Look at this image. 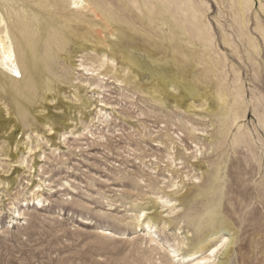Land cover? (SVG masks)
Segmentation results:
<instances>
[{"label":"rangeland","instance_id":"1","mask_svg":"<svg viewBox=\"0 0 264 264\" xmlns=\"http://www.w3.org/2000/svg\"><path fill=\"white\" fill-rule=\"evenodd\" d=\"M39 1L18 0L15 6L23 14L43 17ZM196 1L213 29L211 57L220 67L217 76L207 69L210 65L194 67L166 49L164 43L170 42L160 36L152 42L143 32L128 30L132 38L123 41L141 55L151 50L152 57H164L176 70L184 69V79L193 80L201 92L242 87L238 122L223 136V116L207 111L209 102L186 99L184 106H177L167 97V104L160 103L145 78L117 82V76H132L120 54L99 70L109 67L108 76L79 70L82 60L103 54L101 47L78 54L70 45L60 59L66 78L56 81L50 100L31 106L35 119L22 125L16 143H9L11 132L0 128V264L178 263L216 231L219 234L194 259L211 253L227 234L234 241L230 257L223 259V248L211 264H264V40L256 29L258 19L264 25V0H254L246 28L234 19L229 0ZM1 13L8 19L6 8ZM94 40L87 44L94 45ZM97 83L102 88L92 86ZM82 98L88 100L87 107ZM0 106L5 118L16 117L9 93L1 88ZM49 114L54 115L52 131L39 120ZM244 134L245 141L237 138ZM218 169L217 185L223 188L218 216L226 222L201 224L207 198L198 194L209 187ZM36 185L41 189L33 191ZM143 211L142 220L136 219ZM148 215L156 218L153 243L142 224ZM106 228L113 234L101 233Z\"/></svg>","mask_w":264,"mask_h":264},{"label":"bare ground","instance_id":"2","mask_svg":"<svg viewBox=\"0 0 264 264\" xmlns=\"http://www.w3.org/2000/svg\"><path fill=\"white\" fill-rule=\"evenodd\" d=\"M17 1L0 0V88L9 93L14 103L12 113L17 111L16 117L7 119L5 118L7 114L5 110L0 109V128L11 132L8 131L10 133L9 138L11 139L9 143H16L18 135L21 133L22 125H30L35 119L34 115H32L34 109L32 110L31 106L36 102H40L43 105L50 100L54 96L56 81H63L66 78L67 68L62 67L60 59L62 53L67 51L70 45L73 46V50L76 53L83 52L85 49L96 50L98 46L101 47L100 53L103 54L96 56V58L92 57L88 62L82 60L79 64V70L92 71L94 74L108 76L110 72L109 67H106L104 72H99V70L107 66L109 61H114L116 54H120L125 69L130 70L132 76H123L124 78L122 79L117 76V82L122 83L136 77H139L141 80L145 78L147 85L150 86L148 87L150 92L158 93L154 97L160 103L167 104V97H173L177 106H184L183 102L186 99L196 100L197 98H201L207 103L209 102L210 105L206 110L212 113L219 112V118L223 116L221 118L224 124L222 130L223 136L224 134L227 135L231 130L230 127L236 124L241 117L238 107L243 99L242 87L234 91L230 87L222 88V86L216 94L201 92L193 80L186 81L184 79V69L181 71L180 69L176 70L169 63V60L164 57H152L151 50L147 51V56L141 55L138 52V48L129 47L123 41L124 38H132L127 35L128 30L134 33L143 32L148 41L152 42L155 41L156 36H160L162 42L165 39H168L170 42V45L164 43L166 49L178 52L194 67L200 64L210 65L207 69L217 76L220 67L217 61L211 57L215 44V38L212 33L213 29L203 20V11L196 0H40L38 4L43 11V17H40L36 13L32 15L23 14L24 10L15 6ZM229 1L234 19L242 27L246 28L248 24L246 14L253 8L254 0ZM2 8H6L8 19L1 13ZM261 9L264 12V5H261ZM138 23L141 24L142 28L138 27ZM80 26L84 28L81 32L78 30ZM256 29L264 40V25L260 19L257 21ZM112 36L115 37L113 38ZM93 38L96 43H93L94 45L92 46L88 45L87 43ZM185 44L186 47L189 46L191 48L193 55H190ZM198 44L205 50L207 58L212 59L210 62H205V58L202 57L197 48ZM254 45L255 43L253 47ZM109 52L111 53L110 57L108 55ZM65 59L70 61V63L72 61L70 57H66ZM96 63L98 65L94 66ZM112 63L114 64V62ZM196 78L198 77L194 76V79ZM3 80L6 81L3 82ZM92 86L102 88L99 83ZM82 99L83 106L87 107L88 100ZM153 100L155 99L153 98ZM189 106H192V103ZM69 107L72 108L73 106H68L67 108ZM97 114L96 116L99 117L102 114V109ZM53 116L50 114L48 116H39V120L45 126H49L50 131L55 127L51 121ZM96 116L92 118V122ZM260 121L264 128V119L261 118ZM195 130L194 127L191 128V131ZM247 133L250 135L249 132ZM237 138L239 140L243 138L245 141L246 135L244 134L243 137L238 135ZM251 138L253 137L251 136ZM12 154L14 158L18 157L16 154ZM220 179L221 174L218 169L212 176L209 187L198 194L207 198L204 213L207 218L203 216L199 220L201 224L208 222L209 225H212L216 220L220 221L222 219L218 216L220 213L218 208H221L223 203V188L217 185ZM172 185H177V182ZM40 189V185H36L33 191ZM218 192L220 193V197L215 200L213 196ZM37 199L40 204L41 199L39 197ZM144 212L139 214L136 219L142 220L141 218L145 216ZM18 215L21 216L23 213L18 211ZM147 217L149 220L142 224L145 227L144 231L150 236L148 241L153 243L156 241L153 235L156 218L149 217V215ZM222 220V222H226L225 219ZM101 233L108 236L112 235L113 231L106 228ZM217 234H219V231L210 233L208 236L209 242L199 240L192 251L183 256V262L170 264H211L215 260L213 258H216V254L219 251L221 252L223 248L226 250L223 259L229 258L232 252L231 245L234 244V241L233 238L226 236V234L225 237L221 238V243L211 248V253L194 259V256L202 247L212 242ZM173 253H176V251L174 250ZM190 259H194V261L186 262ZM225 263L226 261L222 260L216 264Z\"/></svg>","mask_w":264,"mask_h":264}]
</instances>
